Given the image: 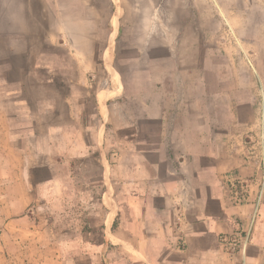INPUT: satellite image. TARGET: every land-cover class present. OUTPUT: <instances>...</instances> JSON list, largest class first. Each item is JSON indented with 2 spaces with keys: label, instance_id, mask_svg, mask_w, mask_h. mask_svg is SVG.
<instances>
[{
  "label": "crops",
  "instance_id": "obj_1",
  "mask_svg": "<svg viewBox=\"0 0 264 264\" xmlns=\"http://www.w3.org/2000/svg\"><path fill=\"white\" fill-rule=\"evenodd\" d=\"M111 4L0 0V264H264V204L246 243L230 244L251 206L222 183L231 159L198 150L200 122L169 131L150 79L136 115ZM91 158L99 218L76 231L64 214H29L64 202L51 161Z\"/></svg>",
  "mask_w": 264,
  "mask_h": 264
},
{
  "label": "rangeland",
  "instance_id": "obj_2",
  "mask_svg": "<svg viewBox=\"0 0 264 264\" xmlns=\"http://www.w3.org/2000/svg\"><path fill=\"white\" fill-rule=\"evenodd\" d=\"M116 3L111 4L113 10L120 8L115 66L127 87L140 93L136 115H142L141 93L150 79L153 99L166 105L169 131L189 137L192 121L198 120V150L215 151L218 163L222 156L231 159L223 165L222 183L233 201L248 200L251 207L243 239L227 241L243 245L259 224L264 204V0ZM101 166L97 158L51 161L52 172L68 185L59 197L64 202L42 204L40 212L29 209V214H64L76 231L80 218H99L94 204L101 192L92 182ZM86 185L87 192H81Z\"/></svg>",
  "mask_w": 264,
  "mask_h": 264
},
{
  "label": "built area",
  "instance_id": "obj_3",
  "mask_svg": "<svg viewBox=\"0 0 264 264\" xmlns=\"http://www.w3.org/2000/svg\"><path fill=\"white\" fill-rule=\"evenodd\" d=\"M247 239H248V236H245V237H244V240H243V245L246 243ZM243 245H242V246H243Z\"/></svg>",
  "mask_w": 264,
  "mask_h": 264
}]
</instances>
